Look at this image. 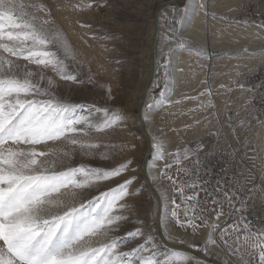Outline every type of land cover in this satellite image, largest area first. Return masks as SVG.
Instances as JSON below:
<instances>
[{
	"label": "snow or ice",
	"instance_id": "obj_1",
	"mask_svg": "<svg viewBox=\"0 0 264 264\" xmlns=\"http://www.w3.org/2000/svg\"><path fill=\"white\" fill-rule=\"evenodd\" d=\"M77 7L90 8L92 3ZM200 7L205 5L201 3ZM188 16L189 9L185 8L184 17ZM171 23L182 24L183 19L174 17ZM255 26L264 30V22ZM169 31L173 37L178 36L175 27ZM191 43L190 39L180 37L177 50L195 52L201 58L209 55L204 49L189 47ZM242 51L264 60V49ZM70 60H75V53L56 26L48 5L42 0H0V264H194L198 258L178 251L162 255L151 232L145 233L142 228L116 235L129 220L131 206L127 198L140 191L131 189L136 178L124 179L105 191L98 189L128 172L130 159L113 168L65 163L74 160L77 152L93 159L99 153L101 159H108V150L114 146L100 137L122 127L127 119L119 110L72 103L58 94L57 78L65 83H84L70 69ZM169 63L166 59L161 67L167 69ZM46 70L53 75L46 76ZM164 77L161 99L146 106L148 113L168 101L171 89L167 71ZM239 87L246 88L243 83ZM247 91L254 89L248 87ZM108 96L111 98V89ZM247 103L254 105V98ZM142 119L150 122L147 113ZM50 144L57 146L49 147ZM150 147L152 161L148 168L152 170L155 161L163 159L166 153L156 136L151 137ZM242 147L247 148V141ZM170 155L179 166L191 153L185 148L183 157L180 150ZM195 163L199 165V156ZM172 166L166 163L160 176L172 182L173 190L181 198L180 204L172 201L175 207L171 217L176 227L191 229L193 237L207 229L203 244L189 247L207 254L209 246L217 243L219 233V242L236 258V264H264V228L252 230L250 222L244 220L242 227L234 223L221 228L218 222L223 204L208 191L207 182L174 179L167 172ZM181 170L185 175L192 171L178 167V172ZM242 175L243 168L238 173V183ZM151 179L155 181L156 177ZM93 189L96 194H92ZM201 191L207 198L204 203L215 206L214 218L201 206ZM234 195L235 192H224L230 204ZM233 210L243 212L244 207L233 206ZM139 223L143 224V220ZM161 227L166 239H174L166 220L161 221ZM232 233L236 234L235 239L229 243L226 237ZM135 241L140 242L130 250H122Z\"/></svg>",
	"mask_w": 264,
	"mask_h": 264
},
{
	"label": "rangeland",
	"instance_id": "obj_2",
	"mask_svg": "<svg viewBox=\"0 0 264 264\" xmlns=\"http://www.w3.org/2000/svg\"><path fill=\"white\" fill-rule=\"evenodd\" d=\"M221 1L216 2L218 10L214 8L209 9L208 12L210 15L212 14L213 19L215 18L216 26L221 29V33L216 32L217 36L215 35L214 42H223L225 39L224 41L231 45L238 44V46L236 45L238 50L234 52V54L238 53V57H235L233 62L225 64V70L221 74H219L220 71H217L215 74L205 73L204 75L202 72L198 73V70L194 76L190 73L188 88L194 90L199 84L201 85L202 80L207 79L209 82L210 80L214 82L211 83V91L233 87H238L240 90L230 93L216 110L213 109L210 113H205L200 117L197 126L199 136L171 151V153H175L180 150L181 157H183L184 150L187 148L191 155L179 166L173 163V156L170 155L160 167L158 176L164 183V190L172 195V201L175 200L177 204L181 203V198L178 192L173 190L172 182L160 176V171L166 163L173 164L172 168L167 169V172L174 179L182 182L198 179L201 182H207L208 191L223 204V215L218 222L221 228L234 223H239L242 227V220H244L250 222L252 230H257L264 228V186H262L264 143L260 149H257L258 152L253 161L254 167L246 166V158L252 132L257 131L255 128L264 129V60L260 56H250L249 52L242 51V49L250 50L254 46L250 45L253 44L251 42L253 39L254 44L257 45L264 42V30L255 26L257 23L264 22V0H227L225 2L223 0L222 3ZM25 2H36V0H25ZM42 2L51 8L56 26L63 32L75 53V60L68 61L70 69L78 74L80 80L84 81L82 84H71L57 78L58 94L72 103L106 106L119 110L127 116L122 127L109 132L107 136L100 137L104 142L114 146L108 150V159H101L99 153L93 159L82 157L77 152L74 160L65 163L73 166L84 163L94 167L113 168L130 159L132 164L128 172L123 173L117 179L101 184L98 189L105 191L124 179L136 178L131 189H140V191L127 198L131 206L129 220L121 225V229L116 235L122 236L127 231L142 228L145 233L151 232L154 244L162 255L170 254L173 250L164 249L157 237L156 200L147 190L148 187L141 176V163L145 153L144 139L139 127H130L128 124V118L136 116L137 111V102L133 99V95L149 65V29L153 9L158 4V0H42ZM199 2L201 4L202 0ZM88 3H92V7H77ZM172 21L173 18L162 19V22L169 28L178 25H173ZM243 21L248 23L245 24ZM248 40L251 41L248 42ZM190 45L199 48L194 42ZM170 50L171 48L165 50L163 59L156 66L157 74L152 80L153 87L145 108L160 98V89L165 83L164 72L168 70V68H162L161 65L165 63L166 59L169 60ZM192 68L191 71L199 69L197 65ZM33 70L36 69L33 67ZM45 75L52 76L53 73L46 70ZM240 83L245 84L246 88L241 89ZM157 84L160 85L159 88L156 87ZM248 87L253 88L254 91H247ZM108 89H111V98L108 96ZM205 89L206 87H202L201 91ZM249 98H254V105L247 103ZM229 116L231 117L229 118ZM241 121L243 124L240 123ZM245 141H247L246 149L242 147ZM200 145L203 147L200 148ZM56 146L49 145V147ZM197 156L200 160L199 165L195 163ZM178 167L192 171L189 175H185L182 170L178 172ZM241 168H243V175L239 177L238 183L237 177ZM217 181H220L219 186ZM218 187L219 190H217ZM225 191L235 192L231 204L224 197ZM96 192V189L92 190V194H96ZM199 199L201 206L208 209L210 218H214L213 208L215 206L204 203L207 198L203 191L200 192ZM233 206L235 208L243 206L244 211H234ZM174 207L175 205L171 202L170 216ZM178 212H183V205L178 209ZM171 219L176 227L172 217ZM140 220H143V224L139 223ZM180 230L185 234H192L191 229L185 231L180 228ZM235 235L232 233L230 237H226L229 243L235 239ZM216 238L217 245L227 252L219 242V233H216ZM179 241L178 244H181ZM139 242L135 241L125 245L122 250H130L135 246V243ZM194 244L202 245L203 242ZM233 258L236 260L235 257Z\"/></svg>",
	"mask_w": 264,
	"mask_h": 264
},
{
	"label": "bare ground",
	"instance_id": "obj_3",
	"mask_svg": "<svg viewBox=\"0 0 264 264\" xmlns=\"http://www.w3.org/2000/svg\"><path fill=\"white\" fill-rule=\"evenodd\" d=\"M217 1L218 0H202V3L205 5L206 8V9L205 8L202 9L200 7L199 0H190V1L180 0L177 5L174 6L168 5L164 7L159 12L158 15L157 44H156V50L154 52L155 69L157 64L163 59L165 50L171 48L170 57L168 58L170 63L167 70L168 72L167 79L169 82L168 86L171 89V92L170 95L168 96V101L165 103L164 106L159 108H154L150 113H148V110L144 106L149 99L150 91L153 87V81H152L151 86L148 92L146 93L144 99V105L142 106V113H143L142 117L147 113L150 122L148 123L144 121L142 122L148 132V137L150 141L152 136H156L160 138V140L163 142L164 151L166 153L163 159L155 161L154 169L149 170L147 166V171L150 182L152 183L154 189L156 190L160 198V205H161L160 226H161V221L166 220L168 224V231L171 233L174 239H166L165 230L162 229L161 227L162 235L164 237V240H166V242L172 246L177 245L178 241L181 239L184 241V243L181 244H184L187 247H189V244H194L196 242H203L207 237V229H202L198 235L193 237L192 234L190 233L185 234L180 230V228L178 229L177 227L174 226L170 216L172 195L164 190V183L162 180H160L158 176L160 167L170 157V154H172L171 151L173 149H176L181 145H183L184 143L194 140L199 136V132L197 131V126L199 125L200 122L199 119L202 115H204L205 113H210L213 109L216 110V108H218L222 103H224L226 97L230 93H234L240 90L238 87H233L231 89L220 88V90L218 89L215 91H211L212 90L211 83L213 84L214 82H212V80H210L209 82L207 79L202 80L201 85L199 84V86H197L194 90L188 88L189 85L188 82H190L189 81L190 73L191 75L194 76V74L198 70V73L202 72V74L204 75L205 73L215 74L217 71H220L219 74H221L223 70H225L224 65L228 64L232 60H235V57H238V55H236L237 53L234 54V52L238 50L236 47V45L238 46V44L231 45L230 43L224 41L225 39L223 40V42H219V43L214 42L215 41L214 39L217 36L216 32H220L221 29L216 26L217 24L214 21L215 18L213 19L211 16L212 14L210 15L208 12L209 9H214V8L216 9ZM225 1L227 0H224L223 2ZM162 2H163L162 0H158V4ZM226 3H224L225 6ZM185 8L189 9L188 17H184ZM218 8L216 10H218ZM153 14H154V9H153ZM174 17L176 19H183V23L178 24L175 27L178 33L177 37H173V33L169 31L168 25L162 22V19H171ZM236 29L234 30L236 31ZM152 30H153V17L149 29L150 41H151ZM165 37H169L171 39L166 40ZM180 37L190 39L192 42L198 45L199 49L206 50L209 55L204 58H201L198 57L195 54V52H190L187 50H177L178 48L177 42ZM251 40H248V42ZM253 40L251 41L253 44H250V45H254L250 48L251 51H255V50L258 51V49L260 50L261 47H264V42L257 45L254 44ZM189 47L194 48L192 47V45H189ZM149 61H150V54H149ZM200 61H203V63H200ZM195 65H197L199 69H196L195 71H191L192 66ZM147 71L148 68L146 72H144V74L142 75L139 86L133 95V99H135L137 102L136 108L140 103L142 89L147 78ZM156 74H157V69L153 79L156 77ZM202 87H206V89L201 91ZM209 90H210V95H209ZM202 93L203 95H201ZM159 99H161V97L158 98L157 100ZM230 117L231 116H229V118ZM128 124L130 127H139L136 116L129 117ZM255 129H257V131ZM255 129L254 130L256 132H252L253 134H251L252 136L249 138L250 145L248 147L247 158H246V164H247L246 166L248 168H251L253 166L255 155L258 152L257 149H260L264 143V137H263L264 129H260V128H255ZM151 161H152V152L148 163H150ZM263 172L264 171H262V173ZM151 177H156L155 181H153ZM262 178H263L262 186H264V176ZM155 215H156V210H155ZM156 234L157 237L159 238L158 233ZM160 243L162 244V246H164L163 248L166 250L171 249L173 251H178L184 255H188L189 257L198 258L195 260L194 264H215L212 261L213 259H218L222 261L224 264L226 261L227 264H236V260L229 253L222 250L217 245V243L209 246L206 257L197 256L188 251L184 252L176 249L174 250L173 247H168L167 245H164L161 242V240Z\"/></svg>",
	"mask_w": 264,
	"mask_h": 264
},
{
	"label": "water",
	"instance_id": "obj_4",
	"mask_svg": "<svg viewBox=\"0 0 264 264\" xmlns=\"http://www.w3.org/2000/svg\"><path fill=\"white\" fill-rule=\"evenodd\" d=\"M180 0H166L163 1L162 3L158 4L155 6L154 8V14H153V30H152V34H151V41H150V45H149V49H150V61H149V66H148V71H147V78H146V82L143 86L142 89V94H141V98H140V103L137 106V111H136V119L138 121V125H139V130L140 133L142 134L143 138H144V142H145V153H144V157L141 163V176L142 179L144 181V183L146 184V186L148 187V189L150 190V192L152 193V195L154 196L155 200H156V231L158 233V236L161 240V242L164 245H167L168 247H173L174 250H179V251H188L191 252L197 256H202V257H206V254L203 251H197L196 249H192L191 247H187L184 244H177V245H170L166 242V240H164V237L162 235V230H161V226H160V213H161V209H160V198L156 192V190L154 189L152 183L150 182L149 179V175H148V171H147V166H148V162H149V158L152 152V149L150 147L151 141L148 137V132L143 124V119H142V106L144 105V99L146 96V93L148 92L154 74H155V57H154V52L156 50V44H157V34H158V15L159 12L166 6L171 5H177L179 3ZM211 259V258H210ZM215 264H224L222 261L218 260V259H213L212 260Z\"/></svg>",
	"mask_w": 264,
	"mask_h": 264
}]
</instances>
